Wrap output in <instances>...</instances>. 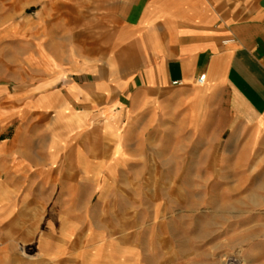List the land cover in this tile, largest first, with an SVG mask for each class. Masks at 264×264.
Segmentation results:
<instances>
[{
  "label": "crops",
  "instance_id": "0c3cea01",
  "mask_svg": "<svg viewBox=\"0 0 264 264\" xmlns=\"http://www.w3.org/2000/svg\"><path fill=\"white\" fill-rule=\"evenodd\" d=\"M42 1L26 51L34 83L4 95L0 240L34 241L36 255L71 264L99 224L95 194L138 183L130 146L154 124H179L180 144L195 132L226 155L264 150V0Z\"/></svg>",
  "mask_w": 264,
  "mask_h": 264
},
{
  "label": "rangeland",
  "instance_id": "374dc122",
  "mask_svg": "<svg viewBox=\"0 0 264 264\" xmlns=\"http://www.w3.org/2000/svg\"><path fill=\"white\" fill-rule=\"evenodd\" d=\"M45 2L0 0V124L9 108L4 95L34 83L26 51H34L45 20L37 9ZM179 129L154 124L130 146L140 159L138 183L95 194L99 224L86 226L88 237L74 245L71 264H264V150L243 144L226 155L223 145L204 144L190 131L187 144H180ZM9 131L0 129V139ZM115 204L123 209H112ZM116 213L122 223L107 224ZM34 244L0 240V264H53L35 254ZM81 250L92 255L80 256Z\"/></svg>",
  "mask_w": 264,
  "mask_h": 264
},
{
  "label": "built area",
  "instance_id": "2783aa9c",
  "mask_svg": "<svg viewBox=\"0 0 264 264\" xmlns=\"http://www.w3.org/2000/svg\"><path fill=\"white\" fill-rule=\"evenodd\" d=\"M205 80V76H200L198 79L195 80V82L199 85L203 84ZM176 85H178V83H176Z\"/></svg>",
  "mask_w": 264,
  "mask_h": 264
}]
</instances>
